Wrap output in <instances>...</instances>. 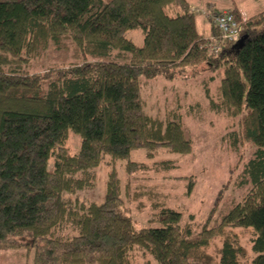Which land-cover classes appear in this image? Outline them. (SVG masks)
<instances>
[{
	"label": "trees",
	"instance_id": "1",
	"mask_svg": "<svg viewBox=\"0 0 264 264\" xmlns=\"http://www.w3.org/2000/svg\"><path fill=\"white\" fill-rule=\"evenodd\" d=\"M224 11L240 23L241 47L213 23L204 36L188 0H0V252L27 238L32 264H264V11L244 22L237 9ZM134 30L140 47L126 38ZM50 46L67 62L30 70ZM202 65L209 82L220 78L206 90L210 108L242 117L232 135L255 147L234 178L240 199L215 203L197 233L167 208L159 227L137 229L115 166L124 162L129 180L141 170L134 151L191 153L185 97H165L155 114L146 106L160 95L150 93L159 79ZM103 163L111 169L104 201L80 200ZM238 231L249 233L248 251ZM217 239L214 258L207 250Z\"/></svg>",
	"mask_w": 264,
	"mask_h": 264
},
{
	"label": "rangeland",
	"instance_id": "2",
	"mask_svg": "<svg viewBox=\"0 0 264 264\" xmlns=\"http://www.w3.org/2000/svg\"><path fill=\"white\" fill-rule=\"evenodd\" d=\"M219 5H237L248 16L264 11V0H214L212 8L216 9ZM192 7L197 17L205 16L206 20L212 23L213 13L217 11L210 13L203 4L200 8ZM126 38L138 47L143 44L141 30L127 32ZM64 62H67V56L63 52L57 53L55 47L50 46L30 70L40 72L45 67L60 66ZM204 69L205 66H198L195 69L198 73L192 75L194 69L188 68L184 70L185 75L179 73L171 83L159 79V84L166 86L164 93H161L163 86L160 87L158 84L150 93L158 92L160 95L152 102L155 97L153 94L146 106L147 113L162 111L164 109L161 108V104L165 97L175 98L176 92L185 97L187 107L181 115L185 136L192 142L191 153L183 156L161 150L152 158H148L146 151H134L130 159L141 166V170L129 180L124 162L115 166L122 183V197L125 200L122 209L133 220L137 229L159 227L155 217L162 208H167L179 212L184 218L182 223L189 225L192 231L197 233L215 203H220L219 207L222 208V205H229L232 199L234 203L240 199L239 193L233 187L234 178L238 174V166L240 168L241 164L249 159L255 147L241 140L239 143L232 135L234 132L242 131V117L224 116L210 108L208 100L212 98L211 95L219 85L220 78L216 77L214 81L209 82L212 75L208 71H202ZM149 88L144 85L143 92H147ZM206 90L211 94H208L209 97ZM156 100L160 102L159 107L153 106ZM72 136L67 148L70 154H76L79 150V140ZM110 170V166L103 163L95 170L94 186L90 190L78 193L77 197L85 202L102 203L105 198L107 173ZM219 196L220 201L217 199ZM237 233L248 251L249 233L242 231ZM17 242L21 248L0 252V264H32V254L24 248L29 240L18 238ZM219 245L220 241L217 239L216 243L208 248L207 253L216 258Z\"/></svg>",
	"mask_w": 264,
	"mask_h": 264
},
{
	"label": "built area",
	"instance_id": "3",
	"mask_svg": "<svg viewBox=\"0 0 264 264\" xmlns=\"http://www.w3.org/2000/svg\"><path fill=\"white\" fill-rule=\"evenodd\" d=\"M244 22L245 19L242 18ZM212 23L217 27L221 39L230 43H237L241 38V27L240 23L235 19L231 11H222L212 18ZM220 46L213 44L210 46V50L213 53H217Z\"/></svg>",
	"mask_w": 264,
	"mask_h": 264
},
{
	"label": "crops",
	"instance_id": "4",
	"mask_svg": "<svg viewBox=\"0 0 264 264\" xmlns=\"http://www.w3.org/2000/svg\"><path fill=\"white\" fill-rule=\"evenodd\" d=\"M190 2L191 7L195 6L194 8H200V5H205V9H207L208 11L214 12V11H224V10H230V9H237L238 12L242 15V18H244L245 20L250 17L248 16V14H246L244 12V10L242 8H240L237 5H232V6H225V5H219L218 8L213 9L212 5L214 0H188ZM193 8V7H192ZM253 16V15H252ZM197 24L198 27L200 29V31L202 32V34L206 37L211 35V28L212 25L210 23V21L206 20V17L204 16V18H201L200 16L197 17ZM203 25V28H201V26Z\"/></svg>",
	"mask_w": 264,
	"mask_h": 264
},
{
	"label": "water",
	"instance_id": "5",
	"mask_svg": "<svg viewBox=\"0 0 264 264\" xmlns=\"http://www.w3.org/2000/svg\"><path fill=\"white\" fill-rule=\"evenodd\" d=\"M244 39H245V37L240 38V40L236 43L235 47H241Z\"/></svg>",
	"mask_w": 264,
	"mask_h": 264
}]
</instances>
